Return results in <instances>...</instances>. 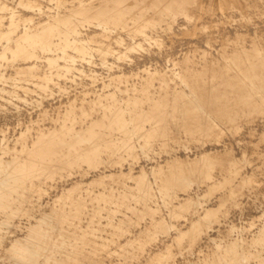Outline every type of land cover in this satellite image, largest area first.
Masks as SVG:
<instances>
[{
	"label": "bare ground",
	"instance_id": "bare-ground-1",
	"mask_svg": "<svg viewBox=\"0 0 264 264\" xmlns=\"http://www.w3.org/2000/svg\"><path fill=\"white\" fill-rule=\"evenodd\" d=\"M44 1L47 5L29 1V14L0 18V104L9 101L21 114L20 106L31 103L24 105L30 126L21 128L14 145L0 142V264H105L95 258L98 252L140 220L146 227L122 246L120 261L155 264L164 259L162 251L141 256L147 251L141 235L151 240L154 233H168L174 227L169 219L189 218L194 210L204 214L172 238L189 236L193 243L204 233L212 241L222 205L206 207L200 197L221 188L232 195L235 179L248 184L246 173H252L250 181L260 173L264 130L262 123L252 127L264 114L260 27L251 37L237 25L231 36L222 29L232 24V10L248 16L253 8L260 17L257 7L243 0ZM3 4L0 10L7 9ZM205 15L224 20L198 26ZM180 18L219 37H189L165 50V34L180 33ZM147 46L164 53L167 65L155 66L149 56L145 64L136 61L143 73H125L122 61ZM217 72L226 74L222 84L231 90L217 97L229 95L241 105L234 114L217 106L220 121L203 101L210 97L207 86L200 93L189 80L206 76L209 81ZM212 81L207 85L214 89ZM78 122L85 125L77 128ZM241 133L242 159L221 155L230 150L226 136ZM75 170L80 180L69 179ZM165 210L169 219L161 214ZM238 223L202 264H264V213ZM168 245L166 258L179 261L181 250Z\"/></svg>",
	"mask_w": 264,
	"mask_h": 264
},
{
	"label": "rangeland",
	"instance_id": "rangeland-1",
	"mask_svg": "<svg viewBox=\"0 0 264 264\" xmlns=\"http://www.w3.org/2000/svg\"><path fill=\"white\" fill-rule=\"evenodd\" d=\"M29 1H32V0H17V1L16 0H4V1L0 0V4L4 3L7 6V9L0 10V16L2 14L4 15L5 13L10 14L11 12H16V13H19L20 15L31 13L32 11H30L29 9H27L25 7V5ZM35 3H42V4L44 3L43 5H47V4H45L47 2L44 1V0H35ZM243 4L245 6L257 7V9H258V11L260 13V17H258L255 14L256 12H254L253 8L252 9L248 8V14L251 13L248 16H243L242 12H240L239 10L235 9V10H232V12L230 14V15H232L231 16L232 24H229V25L228 24H224L222 29L225 30V33H227V34H228V32H230L229 35L231 36V35H233V32H232L233 28L235 30V26H232V25H237V27H238L237 29H241L242 31H244V33H246V35L248 37H251V35L256 30V28L260 27V42H261L260 43V47H262V45L264 44V30H263L264 29V0H243ZM233 6H235V5H233ZM249 10H251V11H249ZM252 12H254V13H252ZM237 14H239V15H237ZM3 15L0 17L1 19H4ZM251 16L252 17L254 16V17L252 18ZM205 17H207V18H205ZM254 18L257 21H259L260 24ZM180 19H178V21L176 23L178 25V23L184 22V23H182L183 26H181V27L180 26H176V27H178L180 29H183L184 27L185 28L186 27L187 28L190 27V29H192L193 31H191V32L189 31L190 34H186L185 31H184V33H182V30H179L177 28V31H180V33L178 32V33L172 34V35L165 34V37H167L166 41L168 43L170 42L169 44L166 43L165 50L168 49V48L169 49L177 48V45H180V42L189 40V37L190 38L193 37L190 40H194V41H198L200 38H201V41H204V40L209 39L210 37H212V38L219 37V35H217V36H212L211 35L210 31L212 29L211 30L209 29L210 31H207V32L197 31V29L194 30V25L192 23H185V21L183 19H181V20ZM220 20H224V18H222L220 15L219 16H217V15L216 16H207V15H205L204 18H202L201 21L198 23V26H202L207 21L209 23L215 21L214 23H212V25L214 26L217 23H219ZM261 22H262V24H261ZM250 30H253V31H250ZM205 36L207 38L203 39ZM169 38H174V39L172 40V39H169ZM185 38H187V39H185ZM201 45L205 46L206 42H205V45L204 44H201ZM214 45L218 46L219 43L216 41V42H214ZM147 47L148 48L146 50H142L143 53L141 51L129 53V55L132 56L129 59L130 61L127 60V59L122 61V64L125 65L123 68L127 70V71L124 70L125 73H127V74L130 73L131 75L133 73L135 74V73H138V72H142L143 73L144 72V68L140 69L138 71L136 69L137 67H135V65L138 64V63H140L141 65L145 64L146 62H148L147 59H148L149 56L150 57L152 56L150 59L153 62L152 64H154L155 66L156 65H158V66L167 65L168 62L164 58V53H159V50L156 49L155 46H147ZM204 48H206V46ZM156 56L158 57V59H157ZM145 59H146V62H145ZM155 59H157V60H155ZM142 61H143V63H142ZM133 65H134V67H132ZM134 70H137V71H134ZM218 73L219 72H217V75L214 78H213V76L209 77L208 78L209 81H204V79H205L204 77H206V76H204V77L202 76L203 79L201 78V76H199V77L189 78V80H190V83L195 85L196 89L200 93H202V92L205 93L203 87L205 88L207 86V88H206L207 91L206 92L210 91V97L206 95L204 97L203 101L205 102V104H206L205 106L207 107V109L210 110V113L213 114V116L217 117V120L220 121L221 114L218 112V109L215 110L217 106H218V108H225V110H229L231 113L234 114V112H235V110H237V108H241V105H237L235 100H233L232 97L229 96V95H225V96L221 95V96L217 97L218 92H221V93H223L224 91H230L231 92L230 89L226 90L227 87L223 86V84H222V79L226 78L225 77L226 74L223 73V72L219 73V74ZM209 75H212V73L210 72ZM210 79H214V81H212L215 84V88L214 89H212V88H210L208 86L209 82H210ZM170 82H172V81H170ZM137 86L138 87H144L143 85H141V82L137 83ZM150 87L152 89V87H153L152 84H150ZM155 87H156V84L153 87V89H155ZM65 98H67V97H65ZM62 99H64V97ZM3 102L4 103L0 104V117H1L0 121H2V122H0V142H2L3 139H6L5 141H7L8 143H11V145H14L16 143L14 141V138L16 139L18 132L21 131V128L23 129V128L27 127L28 125L30 126L29 123H30L31 117H30L29 113H26V112H28V110L26 109V107H24V105L28 107V106H31V103L21 105L20 109H22V111H21V114H19L18 111L16 110V108H17L16 105H14L13 103H11L9 101H5V100ZM54 102H56V101H54ZM54 106H56V103L51 105L50 110H54V108H55ZM181 114L182 113H180L178 115H181ZM26 118H28V120ZM256 121L257 122H255L252 125V127L255 128L256 125L258 126L259 123L260 124L262 123L261 124L262 126L260 125L261 126L260 129L264 130V127H263L264 126V123H263L264 122V114L263 113H260V118H258ZM54 124H56V122H54ZM12 125H13V127H12ZM84 125H85L84 123L78 122L77 128H81ZM17 127H19V128L17 129ZM8 128L11 129V130L9 131ZM244 129L245 128H243V130ZM9 133H12V134H9ZM261 133L262 132L260 131V156H261V158H260V173H257V175H259V177L256 175V173H255L256 176L254 177V178H256L257 181L256 180L255 181H250V180H254V179H250L249 178V176H251V174H252V173L249 172L248 174L246 173V175L248 177L246 179L249 182L248 184H244L241 181L240 178L239 179H235V181L232 182L233 190H234V193L232 195H230V193L228 195L225 194L226 190L221 188V189H218L217 191H214L212 194H207L206 196H201L200 197V198H202L201 200L203 202V205H205L206 207L209 206V207L213 208V207H216L217 205L218 206L222 205L221 208H220V212L218 214V217L216 219V222L213 223L214 229H212L211 234H212L214 239L212 241L211 240L210 241H206L207 235L203 233L201 235V240L193 242V243H195L194 245H193V243L191 241V238L189 236H184L182 239H180L178 241L174 240L172 238V236L175 235L176 233H180L181 232L180 230H185V231L187 230L188 231L190 226H191L190 225L191 224V218H198L199 219L200 216L204 214V210L191 211L189 213V215H190L189 218L182 217V218H175V219H169L167 217V215H166L167 211L165 210V211H162L161 214L163 216L167 217L169 219L168 221L171 222L172 227L173 226L174 227L172 229H170L168 233L164 232V231H159L157 233H154V238H152L151 240H150L149 237H147V235H141L140 239L143 240L144 243H146V249H147L145 254L141 255V256L148 255V253L150 251L153 252L155 250H159V251H162L160 253V255H162L164 257V259L161 260L160 262L159 261L156 262L155 264H202V260L204 259L205 255L208 252H211V250H213L215 252L218 251V249L221 246V244L226 242L227 235H228V232H229L228 231L229 227L231 228V226L232 227L238 226L240 224L238 222H240L243 217L246 218V217L249 216V217L257 218L258 216H260L261 214L264 213V190H263V188H264V179H263L264 178V175H263L264 174V157L263 156L264 155H262V154H264V147H262V146H264V131H263L262 134ZM229 135H231V134H229ZM229 135L226 136V137H228L227 138L228 140H225L226 138L224 140L228 141L227 143L229 145L230 150L226 151L225 153L221 152V155H224V156L229 157V158H231V157L239 158L241 156L240 158L242 159V157H243L242 156V154H243L242 152H245V150H244L245 147L243 146L244 141H241V139L243 138V134L242 133L241 134H234V135L232 134L231 136H233V138L232 137L230 138ZM229 142H230V144H229ZM234 144L237 145L236 146L237 148L234 146ZM234 148H236V149H234ZM180 151L182 152V151H186V150L184 149V147H180ZM188 151L192 152L193 150L188 149ZM237 151H238V153H237L238 155L236 154ZM240 153H241V155H240ZM261 159H262V161H261ZM138 162H139L138 166L140 167V165H142V163L144 162V159L141 158V159L138 160ZM241 164L243 165V164H245V162L242 160ZM104 166H106V165H104ZM218 171L220 172V170L218 169L216 171V175H219V174H217V173H219ZM243 171H245V170H243ZM134 172L137 173L138 170H136ZM90 175L91 174H89V176ZM89 176L87 178H89ZM69 179L74 180V181L80 180L81 177H80L79 172L75 170L73 175L71 177H69ZM107 180L110 181L111 179L110 180L107 179ZM111 183H115V181L111 180ZM60 185H62V182L60 183ZM195 186H196V188H198L199 184L196 183ZM59 190L60 189H58V191ZM93 203L94 202H92L91 204H93ZM246 207H248L249 210ZM164 213H166V214H164ZM145 218H148V216H145ZM140 223H142V224L138 225L137 227H134L133 229H129L126 232L121 231L122 232L121 233L122 236L117 237V239L114 242H110L108 244V246H107L108 248L105 251L98 252L99 254L95 256V258L98 259V262L105 261L106 262L105 264H128V263H126L124 261H123L124 263H122L120 261V259L122 257L119 256V254H122L124 252V248H122V246L124 247L126 245V242L129 239L133 240V238L139 237V232L141 231V229L146 227L145 220H140ZM103 234L106 237H110L111 236V234L108 233V230H106ZM12 235L16 236V235H20V233L13 232ZM165 244L166 245L169 244L168 246H172V248L174 250H178V249L181 250V253H183V254L180 256L179 261L174 262L173 260H168L166 258V254H168L169 251H168L167 248L163 247V246H165ZM196 249H198V251L193 253V251L196 250ZM117 250H119L120 253L117 252ZM200 251H203V252H200ZM116 258L119 259V261H116L117 260ZM144 258L145 257H141L140 259L143 260ZM98 264H102V263H98Z\"/></svg>",
	"mask_w": 264,
	"mask_h": 264
}]
</instances>
